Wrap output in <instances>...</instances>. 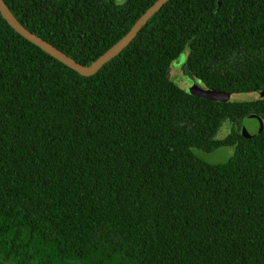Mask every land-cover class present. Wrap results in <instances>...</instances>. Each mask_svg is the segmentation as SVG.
Listing matches in <instances>:
<instances>
[{"label": "trees", "instance_id": "trees-1", "mask_svg": "<svg viewBox=\"0 0 264 264\" xmlns=\"http://www.w3.org/2000/svg\"><path fill=\"white\" fill-rule=\"evenodd\" d=\"M155 1L5 0L83 64ZM186 50L207 87L264 91V0H169L89 76L0 13L1 264H264V97L184 91L170 66Z\"/></svg>", "mask_w": 264, "mask_h": 264}, {"label": "water", "instance_id": "water-1", "mask_svg": "<svg viewBox=\"0 0 264 264\" xmlns=\"http://www.w3.org/2000/svg\"><path fill=\"white\" fill-rule=\"evenodd\" d=\"M169 0H156L149 8L138 18V20L133 24L130 30L113 46L102 53L94 62L91 64H83L78 62L67 53L56 47L50 41L44 39L39 34L28 29L12 12L5 0H0V13L6 19V21L12 26L18 33L32 41L58 60L64 64L70 66L71 68L77 70L83 75H92L109 60L114 58L119 52H121L130 42L136 37L138 32L143 28V26L148 22V20L161 9ZM175 81V80H174ZM175 83L180 86L184 91L188 93L205 97L216 101H241L250 100L257 97H264V91L260 92H229L224 90H218L214 88H209L206 85L198 82L193 76L186 75L183 83L175 81ZM246 93V96H240L238 94ZM253 115H248L245 117L241 132L245 137H252L254 134L250 133L246 127V121ZM1 264V263H0Z\"/></svg>", "mask_w": 264, "mask_h": 264}, {"label": "rangeland", "instance_id": "rangeland-1", "mask_svg": "<svg viewBox=\"0 0 264 264\" xmlns=\"http://www.w3.org/2000/svg\"><path fill=\"white\" fill-rule=\"evenodd\" d=\"M115 1L118 4H122L126 0H115ZM186 53H187V50L186 52L181 53L180 56L176 60H174L170 66V76L175 81L177 82L179 81L181 83H183L186 75L191 76L185 69V55L184 54ZM238 95L246 96L248 94L241 93ZM261 125H262V119L259 116L253 115L246 121L247 130L253 134L257 133L260 130ZM231 126H232V122L230 120H225L223 122L221 129L218 132V137H224L226 134H228V132L231 129ZM196 152L205 161L222 162V161L227 160L233 154L234 148L230 146H226V147L215 149L211 152H204L202 150L197 149Z\"/></svg>", "mask_w": 264, "mask_h": 264}]
</instances>
